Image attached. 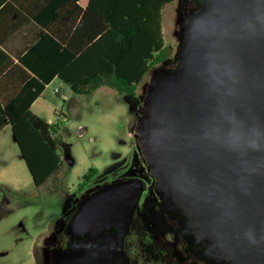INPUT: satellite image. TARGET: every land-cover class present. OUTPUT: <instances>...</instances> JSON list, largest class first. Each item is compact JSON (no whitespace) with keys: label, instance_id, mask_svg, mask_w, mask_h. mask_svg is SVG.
<instances>
[{"label":"water","instance_id":"95a60500","mask_svg":"<svg viewBox=\"0 0 264 264\" xmlns=\"http://www.w3.org/2000/svg\"><path fill=\"white\" fill-rule=\"evenodd\" d=\"M200 1L135 132L157 191L216 261L264 264V0ZM142 190L122 180L83 201L66 226L81 238L52 264H131L121 248Z\"/></svg>","mask_w":264,"mask_h":264},{"label":"rangeland","instance_id":"374dc122","mask_svg":"<svg viewBox=\"0 0 264 264\" xmlns=\"http://www.w3.org/2000/svg\"><path fill=\"white\" fill-rule=\"evenodd\" d=\"M201 4L200 0H173L163 6L161 32L168 47L167 59L151 68L138 84L135 95L119 94L108 86L90 94H75L58 80L46 87L33 111L45 120H53L58 151L62 156L70 153L72 166L64 162L43 184L34 185L10 125L3 127L0 131V264H52L55 239L78 206L122 180L142 183L134 213L147 219L152 212L148 192L154 188V182L151 183L152 175L135 126L154 77L179 63L186 41L187 19ZM55 88L65 98L55 93ZM90 167L95 172L79 189ZM161 239L165 241L167 259L178 262L181 255L187 256L182 254L180 243H173L171 234L165 232ZM128 245L135 263L144 264L140 255L148 249L141 242L135 247L137 251Z\"/></svg>","mask_w":264,"mask_h":264},{"label":"trees","instance_id":"16d2710c","mask_svg":"<svg viewBox=\"0 0 264 264\" xmlns=\"http://www.w3.org/2000/svg\"><path fill=\"white\" fill-rule=\"evenodd\" d=\"M171 1L89 0L87 11L80 18L74 15L71 43L66 50L58 49L57 65L29 68L34 78L26 81V96L10 100L0 124L4 120L10 124L34 185L43 184L64 161L53 134L55 124L32 113V101L54 75L75 94H90L108 86L119 94L135 95L143 77L167 59L161 10ZM74 6L81 9L77 3ZM94 172L90 167L79 189Z\"/></svg>","mask_w":264,"mask_h":264},{"label":"crops","instance_id":"0c3cea01","mask_svg":"<svg viewBox=\"0 0 264 264\" xmlns=\"http://www.w3.org/2000/svg\"><path fill=\"white\" fill-rule=\"evenodd\" d=\"M88 1L0 0V117L7 114L10 100L26 96V81L34 78L30 67L57 65L58 49L66 50L67 43H71L74 15L80 18L87 11ZM56 80L65 84L54 75L30 104L32 113L36 114L33 106L46 87ZM7 124L4 120L0 131Z\"/></svg>","mask_w":264,"mask_h":264},{"label":"flooded vegetation","instance_id":"af4514ba","mask_svg":"<svg viewBox=\"0 0 264 264\" xmlns=\"http://www.w3.org/2000/svg\"><path fill=\"white\" fill-rule=\"evenodd\" d=\"M152 181L154 188H150L148 192L152 212L147 215V219L134 213L124 236L121 255L128 258L131 264H136L130 255L131 249L128 243L136 250V245L141 242L144 248L148 249L142 253V256L140 255L144 264H217L206 248V241L199 240L186 218L183 217L182 211L168 206L162 194L157 191L153 176H151V183ZM165 232L171 234L173 243H180L179 247L182 254L183 252L185 255L187 253V256L181 255L178 262L166 258V250L163 248L165 241L161 239ZM80 238V236L73 234L70 229L64 227L52 246L54 253L59 256L74 239Z\"/></svg>","mask_w":264,"mask_h":264},{"label":"built area","instance_id":"2783aa9c","mask_svg":"<svg viewBox=\"0 0 264 264\" xmlns=\"http://www.w3.org/2000/svg\"><path fill=\"white\" fill-rule=\"evenodd\" d=\"M53 91L55 93H59L62 96V98H65L64 95L60 93V89L59 88H55Z\"/></svg>","mask_w":264,"mask_h":264}]
</instances>
